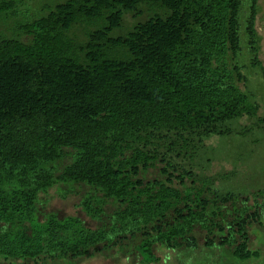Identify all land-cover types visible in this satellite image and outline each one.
<instances>
[{"label":"trees","instance_id":"1","mask_svg":"<svg viewBox=\"0 0 264 264\" xmlns=\"http://www.w3.org/2000/svg\"><path fill=\"white\" fill-rule=\"evenodd\" d=\"M28 1L0 0V261L78 264L118 249L170 264L200 249L196 232L209 255L260 260L250 229L264 225V189L223 194L193 166L207 140L264 124L241 88L242 0ZM259 13L250 0L251 65L264 72ZM128 14L146 18L114 36ZM244 117L258 122L230 127ZM55 187H86L80 207L96 227L42 219Z\"/></svg>","mask_w":264,"mask_h":264},{"label":"rangeland","instance_id":"2","mask_svg":"<svg viewBox=\"0 0 264 264\" xmlns=\"http://www.w3.org/2000/svg\"><path fill=\"white\" fill-rule=\"evenodd\" d=\"M250 0H242L240 46L241 51L238 55V64L242 68V73L247 79V84H241V88L251 96L252 100L261 106L259 118L264 119V72L251 65V54L248 46V37L245 32V17L248 14ZM29 6L37 9L46 5L50 0H29ZM146 17L134 19L131 14L124 18V26L116 30L113 35H124L138 21H144ZM11 21L7 26H2L1 30L5 34H12L10 31L15 26ZM256 28L260 36V60L264 67V0H260V13L257 18ZM75 36L82 35V27L73 31ZM257 119L244 117L230 127L234 130H241L243 127L252 126L257 123ZM194 170L199 178L211 177L214 179L215 188L223 194L228 192L251 195L255 191L264 189V124L260 129H255L247 137L242 138L236 135L226 137H213L205 142L204 148L199 152L194 164ZM156 171L149 174V179L155 178ZM60 187H55L47 196H41L39 212L41 218L46 214H56L60 218L68 216H78L91 228L96 227V223L86 216L80 203L87 193V188L76 189L75 194L63 196ZM66 190V188H62ZM251 231L250 247L253 250L261 251L260 260H252L241 263L231 258L229 250H216L209 255L210 250L204 247V232H196L199 239L200 249L191 252L189 255H182L185 264H264V225H253ZM130 249L134 248V243H130ZM133 246V247H131ZM118 249L103 253L95 257L84 258L78 264H116L120 255ZM167 254V253H165ZM209 255V257H208ZM174 259H170V264H183L180 255L172 254ZM208 257V258H207ZM122 258V257H121ZM209 260H205V259ZM178 259V260H176ZM193 259V262L191 261ZM0 264H34L33 261H0ZM46 264H64L63 261L47 262ZM119 264H125L121 261Z\"/></svg>","mask_w":264,"mask_h":264},{"label":"flooded vegetation","instance_id":"3","mask_svg":"<svg viewBox=\"0 0 264 264\" xmlns=\"http://www.w3.org/2000/svg\"><path fill=\"white\" fill-rule=\"evenodd\" d=\"M123 260L125 261V264H136V263L133 262L131 259H128V260L126 259V260H125V259H122L121 257H119V259H118V261H117L116 264H119V263H120L121 261H123ZM34 264H37V263L34 262ZM40 264H41V263H40Z\"/></svg>","mask_w":264,"mask_h":264}]
</instances>
